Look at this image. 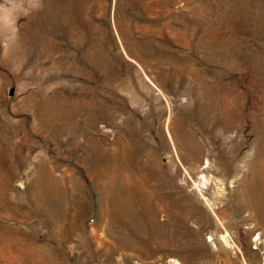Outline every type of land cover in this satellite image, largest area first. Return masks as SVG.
<instances>
[{"label": "rangeland", "instance_id": "1", "mask_svg": "<svg viewBox=\"0 0 264 264\" xmlns=\"http://www.w3.org/2000/svg\"><path fill=\"white\" fill-rule=\"evenodd\" d=\"M0 264H264V0H0Z\"/></svg>", "mask_w": 264, "mask_h": 264}]
</instances>
